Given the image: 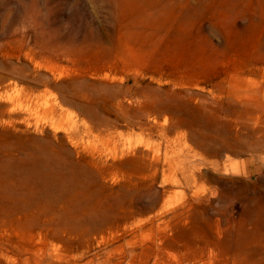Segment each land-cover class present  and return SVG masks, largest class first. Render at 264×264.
<instances>
[{
	"label": "rangeland",
	"instance_id": "rangeland-1",
	"mask_svg": "<svg viewBox=\"0 0 264 264\" xmlns=\"http://www.w3.org/2000/svg\"><path fill=\"white\" fill-rule=\"evenodd\" d=\"M263 89L264 0H0V264H264Z\"/></svg>",
	"mask_w": 264,
	"mask_h": 264
},
{
	"label": "bare ground",
	"instance_id": "bare-ground-1",
	"mask_svg": "<svg viewBox=\"0 0 264 264\" xmlns=\"http://www.w3.org/2000/svg\"><path fill=\"white\" fill-rule=\"evenodd\" d=\"M251 81H252V79H251ZM250 90H251V88H250ZM263 91H264V89H263ZM252 92L256 93V91H252ZM248 101H249V99H248ZM164 124H166V123H164ZM158 150H159V148H158ZM152 153H155V152H152ZM146 156H149V155L146 153ZM153 157H155V156H153ZM29 227H30V219L28 216V208L27 207H25V206H16V207H9V208L0 207V260L5 259V260L10 261V259L12 258V255H13L12 251L16 247H19L18 244H16V241L20 242L22 247L24 246V244H25L24 237H25V235H28L29 230H30ZM14 260H15V258H14Z\"/></svg>",
	"mask_w": 264,
	"mask_h": 264
}]
</instances>
